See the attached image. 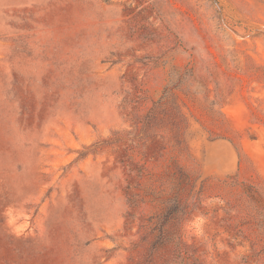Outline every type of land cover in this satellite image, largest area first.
<instances>
[{
    "label": "rangeland",
    "instance_id": "rangeland-1",
    "mask_svg": "<svg viewBox=\"0 0 264 264\" xmlns=\"http://www.w3.org/2000/svg\"><path fill=\"white\" fill-rule=\"evenodd\" d=\"M0 264H264V0H0Z\"/></svg>",
    "mask_w": 264,
    "mask_h": 264
},
{
    "label": "trees",
    "instance_id": "trees-1",
    "mask_svg": "<svg viewBox=\"0 0 264 264\" xmlns=\"http://www.w3.org/2000/svg\"><path fill=\"white\" fill-rule=\"evenodd\" d=\"M178 208H179V207H178V204H177V203H172V204H170V206H168V207L165 209L164 214H162L163 219H167V218L172 217L173 215L177 214L178 211H181V212H182V210H183V211H186V207H180L181 210L178 209Z\"/></svg>",
    "mask_w": 264,
    "mask_h": 264
}]
</instances>
